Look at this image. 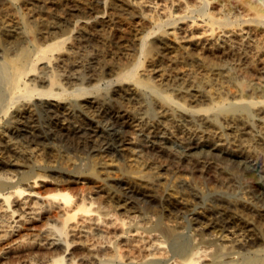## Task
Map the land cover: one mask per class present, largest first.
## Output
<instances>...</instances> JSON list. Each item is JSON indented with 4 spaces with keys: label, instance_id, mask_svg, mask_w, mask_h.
<instances>
[{
    "label": "bare ground",
    "instance_id": "bare-ground-1",
    "mask_svg": "<svg viewBox=\"0 0 264 264\" xmlns=\"http://www.w3.org/2000/svg\"><path fill=\"white\" fill-rule=\"evenodd\" d=\"M158 1L0 0V144L12 153L0 156V264H264V247L251 228L244 229L250 238L245 240L225 233L218 222L198 220L184 238L186 224L140 213L113 189L109 174L124 172L120 165L94 158L90 165L109 179L95 177L91 166L87 178L72 157L61 154L43 163L32 151L38 140L52 138L30 125L37 107L54 116L56 129H66L60 114L77 111L90 118L93 109L134 124L139 134L157 130L170 140L178 132L183 142L228 140L264 166V13L248 9L244 19L223 13L220 5L205 11L208 0L194 7ZM236 4L235 11L244 10ZM195 9L201 19L188 20ZM94 37L113 41L126 54L130 43L137 47L132 62L120 63L116 79L87 87L108 67L95 68L91 76L83 68L80 48ZM68 64L79 67L65 76L78 85L72 90L56 74ZM88 124L99 138L117 140L93 120ZM16 135L31 149L21 153L11 141ZM156 177L141 181L161 199L179 200L165 187L168 179ZM95 189L107 206L89 199ZM117 211L139 214L121 219Z\"/></svg>",
    "mask_w": 264,
    "mask_h": 264
},
{
    "label": "rangeland",
    "instance_id": "rangeland-1",
    "mask_svg": "<svg viewBox=\"0 0 264 264\" xmlns=\"http://www.w3.org/2000/svg\"><path fill=\"white\" fill-rule=\"evenodd\" d=\"M182 2L189 7H194L198 1L182 0ZM208 2L210 5L205 9L208 12H216L221 7L220 9H222L223 13L237 14L241 18L245 17L248 9L257 15L264 13V0H239V5L245 10H240V13L234 10L238 9L236 0H208ZM159 3L164 4V1L159 0ZM40 6L37 11H39ZM199 14V11L195 9L194 11H189L186 16L188 20L201 19ZM83 43V47L80 46L82 47L80 48L81 56L86 57L83 68L88 71V75L90 73L89 76L93 74L95 68L99 69L103 65L109 67L105 68L106 72L103 78L97 77L98 80L90 83V85L85 83L87 87H92L97 83L102 86L106 81L108 82L112 78L116 79L119 72L118 68L126 60L132 62L137 47L130 43V51H127L126 54L122 51H117L113 41L103 43L100 38L94 37L92 42ZM106 49L109 51L107 52ZM92 55L95 57H92ZM230 60L231 58L228 59V62L231 63ZM76 66L68 64V67L64 66L56 69L57 78L58 81L60 80L59 83H61L62 87L72 90L78 86L75 83H69L68 77H65L78 71L79 67L78 65ZM33 84H37L40 89L48 88L46 84L44 86L40 82H33ZM35 101L39 103L41 100L37 98ZM134 103H131V105ZM89 111L90 118L77 111L60 114V121L66 124V129H56L51 126L54 116H51V113L44 107H37L35 122L32 121L30 125L35 126L36 129L39 128L38 131L47 133L48 137H52L46 142L40 139L32 144V151L38 157V160L40 159L41 162L47 163L56 159V156L59 158L61 154L72 157L82 167L86 177L88 174L92 177L89 171L91 170L93 174L95 172L94 176L97 175L101 179L105 178L108 180L110 178L108 182L111 183L110 185H112L113 189L124 200L130 202L138 212L165 219L172 218L182 225L186 224L183 225L184 238L194 232L199 221L206 224L218 222L225 233L233 232L235 236H242L245 240H250V238L244 229H253L261 240L260 247H264V166L256 165L252 160L246 159L241 153L240 146L228 140L213 143L207 138L198 139L197 137L183 142L182 135L178 132L175 133V137L173 136L171 140L157 130L151 134H139V131L133 127L134 124L117 123L110 115H98L93 109H89ZM138 113L140 114V112H135L136 118L140 117ZM89 120H93V123L106 131L116 134L117 140H103L96 136L89 130ZM77 128L82 130L84 136L77 132ZM23 138L25 137L22 135L20 137L16 135L11 140L16 143L15 145L19 147L18 149L21 153L23 150L30 148L24 143ZM53 146L56 147L57 151ZM10 154L12 155L6 147L0 144V156L4 157L7 155L10 157ZM94 158L96 160L98 158V160L112 161L120 165L124 172L113 170L109 174V178L105 177L107 172H102V169L100 170L97 166L92 167L90 165ZM19 160H21L22 164H28V159L25 157H21ZM247 164H249V168L246 167ZM89 166L93 169H89ZM20 171L23 170L21 169ZM127 172L131 179L127 178ZM43 173L46 172L44 171ZM47 175L52 176L51 171L47 172ZM158 175L161 178L165 177L168 179L166 180L168 183H164L165 187L176 193L179 200L161 199L152 188L149 189L147 187L148 185L145 181H141L143 176L145 178L150 177L151 180ZM90 176L89 178H91ZM163 188L161 187L160 189L162 190ZM95 190L93 194L88 195L89 199L92 200L93 196V200L97 202L96 205L103 203L107 206L106 201L103 198L101 199V194L97 192L99 190ZM134 214L138 215L139 213L132 211L128 215L117 211V217L119 215L121 219L127 216H134ZM241 215L243 216L241 217ZM206 233H210V231ZM244 249L246 248L239 250L242 251Z\"/></svg>",
    "mask_w": 264,
    "mask_h": 264
}]
</instances>
